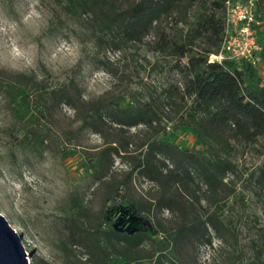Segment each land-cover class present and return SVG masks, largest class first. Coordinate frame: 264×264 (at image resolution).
<instances>
[{"label":"trees","instance_id":"obj_1","mask_svg":"<svg viewBox=\"0 0 264 264\" xmlns=\"http://www.w3.org/2000/svg\"><path fill=\"white\" fill-rule=\"evenodd\" d=\"M228 1L60 0L64 13L99 42L119 52L127 44L144 42L152 55L131 56L160 77L152 88L138 82L117 95L109 90L84 100L72 81L44 91L35 78L32 89L23 76L0 75V100L20 128L10 136H18L23 149L34 154L47 142L50 98L73 110L80 130L95 132L104 141L89 157L101 206L90 212L68 196L71 211L63 218L64 237L58 244L64 264H183L184 242L211 245L207 230L226 249L225 257L210 264L229 263L236 242L221 233L229 222L222 213L235 187L233 179L225 178L236 174L234 152L240 144L260 150L248 180L250 190L264 196V41L255 64L243 58L208 61L223 42ZM262 1L256 0L253 8L264 16ZM166 21L171 23L168 30ZM170 123L189 127L201 148L164 140ZM130 128H137L133 135L141 137L138 153L118 139ZM112 156L127 169L114 170ZM133 176L150 181L152 193L136 196ZM162 210L176 219L172 227L151 218ZM140 218L143 229L136 225ZM127 219L132 225L124 228ZM260 231L256 242L264 250V228Z\"/></svg>","mask_w":264,"mask_h":264},{"label":"rangeland","instance_id":"obj_2","mask_svg":"<svg viewBox=\"0 0 264 264\" xmlns=\"http://www.w3.org/2000/svg\"><path fill=\"white\" fill-rule=\"evenodd\" d=\"M255 1L225 3L224 35L229 41L235 39L232 49L237 54L251 50L252 39L259 46L264 41V16L254 11ZM260 5L263 7L264 1ZM163 25L168 30L171 23ZM143 54L152 55L144 42L127 44L125 51L119 52L107 42L97 41L90 30L64 13L60 0H0V75L6 79L23 76L32 89L34 78L44 91L72 81L85 100L109 90L117 95L138 82L150 88L158 86L160 77L147 66L136 64L131 56ZM46 109L47 142L33 154L19 146L18 136H10L20 128L14 125L6 102L0 100V214L20 235L29 264L37 260L38 264H64L58 244L64 237L63 218L71 211L68 196L72 194L78 206L90 212L101 206L102 193L92 178L89 157L104 141L95 132L80 130L69 106L50 98ZM135 130L128 129L118 139L123 144L128 141V150L138 153L141 137L133 135ZM104 133L111 137L109 131ZM163 139L187 149L201 148L189 127L167 124ZM259 151L238 145L234 152L236 174L225 178L233 179L235 187L222 213L229 222L221 233L236 242L228 264H264V250L256 242L257 233L264 228V196H256L248 180L257 167ZM112 161L114 170L128 167L115 156ZM131 186L136 196L152 193L146 178L133 176ZM151 218L168 227L176 222L167 210ZM140 219L136 225L143 229L146 224ZM130 223L127 219L123 227L129 228ZM207 231L211 245L184 242L183 264H210L225 257L222 240Z\"/></svg>","mask_w":264,"mask_h":264},{"label":"water","instance_id":"obj_3","mask_svg":"<svg viewBox=\"0 0 264 264\" xmlns=\"http://www.w3.org/2000/svg\"><path fill=\"white\" fill-rule=\"evenodd\" d=\"M20 235L0 214V264H29Z\"/></svg>","mask_w":264,"mask_h":264},{"label":"built area","instance_id":"obj_4","mask_svg":"<svg viewBox=\"0 0 264 264\" xmlns=\"http://www.w3.org/2000/svg\"><path fill=\"white\" fill-rule=\"evenodd\" d=\"M229 19L226 18V21H228ZM235 42V39H230V41L227 39V36L224 35L223 38V42L221 44L220 49L218 50V52L216 54H211L208 58L209 62H213V61H217V62H221L223 59L229 58V59H239V58H243L247 61H250L251 63L255 64L258 59H257V55L255 56L254 54L257 53V51H259L260 46L255 42V39L251 40V44H252V49L247 50V53H241V54H237L234 52V50L232 49V43Z\"/></svg>","mask_w":264,"mask_h":264}]
</instances>
